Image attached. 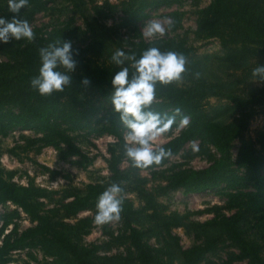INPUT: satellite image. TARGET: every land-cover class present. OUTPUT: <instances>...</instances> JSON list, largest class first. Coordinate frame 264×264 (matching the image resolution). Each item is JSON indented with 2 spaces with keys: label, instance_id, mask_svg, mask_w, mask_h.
Instances as JSON below:
<instances>
[{
  "label": "trees",
  "instance_id": "1",
  "mask_svg": "<svg viewBox=\"0 0 264 264\" xmlns=\"http://www.w3.org/2000/svg\"><path fill=\"white\" fill-rule=\"evenodd\" d=\"M168 1L122 0L120 25L136 30V23L146 16V8H156ZM47 3L48 0H29V5L22 7L18 15L29 21L35 13L45 10ZM105 5L111 10L114 8ZM93 12L99 15L102 10L93 6ZM1 15L11 19L16 14L3 11ZM195 34L203 39L216 38L220 60L228 68L239 69L242 77L207 81L202 75V65L192 57V48L182 40L138 41L121 49L126 55L135 54L137 59L151 47L162 52H180L188 59L181 80L168 85L157 83L150 110L171 116L179 109L172 127L181 122L182 116H187L189 123L158 145L170 150V155L160 165L144 169L132 167L124 156L123 132L127 129L110 101L111 79L122 67H129L130 77L134 69L130 61L123 65L114 63L111 57L116 50L110 48V38L97 36L94 42L97 49L91 42L72 43L77 61L76 69L68 73L72 83L63 92H54L49 97L41 96L29 84L41 66L39 49L57 39L71 40L70 31L52 29L45 35H35L32 41L22 38L0 43L5 56L0 60V136L16 130L34 133L32 136L20 134L23 143L10 149L12 155L17 154V148L35 155L43 147L51 146L61 159L75 157V164L82 167L89 160L72 132L114 137L106 147L107 177L83 188L67 185L50 190L31 180L18 184L12 180L14 171L0 168V203L10 202L16 207L0 216V264L10 263L12 253L24 248L39 249L54 264H199L222 241L237 249V254L230 252V255L244 260L243 264H264L261 247L242 235L243 226L252 219L264 228L262 217L257 218L264 214V133L249 134L254 102L258 104L264 99V82L252 76L253 68L264 65V0H211L197 13ZM56 70L66 71L60 66ZM249 76L259 83L252 88V93L246 91L245 81ZM85 77L90 80L87 86L81 83ZM213 97L224 100L212 104L209 99ZM234 141L237 147L233 157ZM191 142H197L194 153H204L207 165L194 169L170 164L160 187L186 192L215 190L234 209L229 215L216 213L203 222H187L188 213L162 212L152 193L143 188L147 178L140 176V171L154 175L169 157ZM123 162L125 168L121 166ZM41 167L51 177L55 176L56 171ZM113 182L120 183L124 189L129 185L141 198L142 205L135 208L125 196L120 219L123 231L114 235L104 230L106 242L84 244L82 237L92 227L97 197ZM17 209L30 222L21 230L12 221L19 216ZM83 211L91 214L78 217ZM9 223L12 227L3 234ZM175 227L193 231L199 242L182 247L179 236L171 231ZM112 242L126 244L124 252L109 253Z\"/></svg>",
  "mask_w": 264,
  "mask_h": 264
},
{
  "label": "rangeland",
  "instance_id": "2",
  "mask_svg": "<svg viewBox=\"0 0 264 264\" xmlns=\"http://www.w3.org/2000/svg\"><path fill=\"white\" fill-rule=\"evenodd\" d=\"M122 0H48L46 9L35 13L28 21L33 28L35 35H45L52 29L65 28L70 31L71 43L75 45H85L89 42L94 45L95 39L101 36L112 40L110 48L113 50L128 48L132 43L143 41L160 40H182L187 46L192 48V57L198 64L202 65V75L207 81H224L231 78L242 77L239 69H232L226 66V63L220 60L221 52L216 38H198L195 34L196 20L198 11L207 6L211 0H169L168 3L159 5L156 8H146V16L136 23L137 29L131 26L120 25L123 13L120 11V2ZM114 8L111 10L109 6ZM93 6H99L102 13L99 15L93 12ZM3 11H8L7 0H0V17ZM172 17L176 23L167 30L164 36L146 37L144 35L145 25L152 19H162L163 17ZM11 41L16 39L12 38ZM1 43V42H0ZM97 49V48H96ZM94 50V49H93ZM96 52V50L94 51ZM105 54V52H103ZM5 56L0 50V60ZM246 91L253 92V87L258 86L256 79L249 76L246 79ZM224 99L210 98L212 104L223 101ZM255 112L249 122V134L255 136L257 132L264 133V99L258 104L254 102ZM180 122L172 127L171 132L157 138L153 147L164 143L169 135H175L183 127ZM127 130L123 132V138ZM20 134L32 136L31 131H13L7 136H0V168L14 171L12 180L18 184H25L32 181L35 185L50 190L60 189L64 186H75L83 188L88 183L102 182L107 177L106 159L108 154L106 147L114 141V137L107 134L95 135L84 132H72L74 140L81 151L88 157V162L79 167L75 164V157L61 159L59 152L51 146L43 147L38 154L32 155V151H25L17 148L16 155H12L10 149L15 144H22ZM237 142L234 141L231 149L232 156H235ZM197 148V142H191L185 145L184 149L176 155L168 158L167 162L157 168L154 175L149 171H140L142 177L147 178L143 188L152 193L154 201L161 206L162 212L169 213H188L187 222H203L212 218L216 213L229 215L234 211L229 208L226 198L215 190L208 189L201 192H186L183 189L165 190L160 186L164 184L163 175L170 164L179 163L182 167H191L194 169L207 165V159L204 153H194ZM210 152L214 150L209 146ZM47 167L49 170L56 171L55 176L51 177L49 172L42 169ZM122 168L126 163L121 164ZM131 184V183H129ZM124 196H126L135 208L142 205V200L138 194L127 185ZM57 196L54 195V198ZM16 208L12 203H0V216ZM212 210H211V209ZM210 209V210H209ZM18 210L19 216L12 221L17 225V230H21L30 225L26 215ZM89 211H83L78 217L90 215ZM264 220V214L257 218ZM1 223V221H0ZM12 227V223L5 226L3 234ZM104 230L115 234L123 231L121 221L112 222L103 226H98L94 222L89 232L82 237V243H100L106 242L107 236ZM172 233L179 236V243L182 247H188L198 243L193 231H185V228H172ZM242 235L246 240L255 241L261 247V255L264 256V228L258 225L257 220H250L243 226ZM150 243H154L153 238H149ZM112 242L109 253L124 252L123 243L114 244ZM230 252L237 254V249L229 245L228 241H222L217 244L213 252L206 255L205 259L199 264H243L244 260L235 259ZM8 264H54L51 257L44 256L37 248H24L16 250L11 255V262Z\"/></svg>",
  "mask_w": 264,
  "mask_h": 264
},
{
  "label": "clouds",
  "instance_id": "3",
  "mask_svg": "<svg viewBox=\"0 0 264 264\" xmlns=\"http://www.w3.org/2000/svg\"><path fill=\"white\" fill-rule=\"evenodd\" d=\"M29 5V0H7L8 11L16 14L7 19L0 17V42L8 43L10 39H27L32 41L35 33L27 19L19 17L20 9ZM176 21L169 16L162 19H152L145 25L146 37L164 36ZM78 55V50L75 52ZM41 66L38 75L29 81L30 87L41 96L49 97L54 92H63L70 86L72 78L68 74L76 69L77 61L71 41H61L48 44L39 49ZM111 59L117 65L130 61L134 69L131 77L129 67H122L111 79L113 91L110 95L114 111L119 113L120 122L128 130L124 136V156L131 161V166L137 169L160 165L162 160L170 155V150L163 146L153 147L157 138L169 132L180 110L175 115H161L150 110L156 96L157 83L168 85L179 81L186 71L187 57L180 52H162L156 47L143 51L137 59L135 54L126 55L117 49ZM58 66L66 71L56 70ZM199 75V74H197ZM252 76L264 82V65L252 69ZM81 83L85 86L90 80L85 77ZM184 125L189 123L187 116H182ZM125 189L120 183L109 184L97 197L93 222L98 226L118 222L121 219L125 200Z\"/></svg>",
  "mask_w": 264,
  "mask_h": 264
}]
</instances>
